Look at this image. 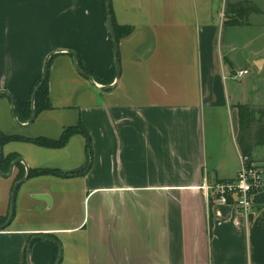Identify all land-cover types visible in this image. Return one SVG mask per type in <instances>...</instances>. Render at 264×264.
Masks as SVG:
<instances>
[{"label":"crops","instance_id":"obj_1","mask_svg":"<svg viewBox=\"0 0 264 264\" xmlns=\"http://www.w3.org/2000/svg\"><path fill=\"white\" fill-rule=\"evenodd\" d=\"M108 1L117 80L106 0H0V132L58 139L81 123L92 148L80 174L79 133L60 148L1 146L2 157L22 162L10 176L0 173V217L9 214L20 172L62 175L19 185L0 230V264H54L59 248V264H264V187L247 214L200 189L237 175V105L264 108V53H246L247 40L240 63L233 31L225 41L226 30L252 25L249 17L246 25L223 24L226 2L242 0ZM68 50L102 83L80 74ZM51 52V108L19 124L10 96L31 99ZM240 69L248 73L236 78ZM250 155L264 172V144Z\"/></svg>","mask_w":264,"mask_h":264},{"label":"trees","instance_id":"obj_2","mask_svg":"<svg viewBox=\"0 0 264 264\" xmlns=\"http://www.w3.org/2000/svg\"><path fill=\"white\" fill-rule=\"evenodd\" d=\"M106 13H107V17H109L111 21L112 27L115 28L112 13L110 10L109 1H108V11H106ZM253 13L254 14L261 13V10L256 5H254L253 3L249 1H246V0L239 1L237 3L226 2L225 12H224L225 19L223 20V24L225 26L246 25L248 23L249 15ZM52 56L49 57L48 62H47L45 80L40 86V88L35 93L33 107H34L36 114H38L42 110L51 108V104L49 102V96H48V72H49V65H50V60ZM117 62H118V59H117ZM77 66L81 70L85 71L87 74L91 75L94 81L102 83L99 77L85 70L78 55H77ZM113 68H114V74H115L116 73L115 65H113ZM41 78L42 76L40 75L35 80V83L31 89V95L35 87L40 83ZM0 95H2V93H0ZM14 107H15L17 120L19 122L25 123L31 116V101L29 100L26 102H19L15 100ZM237 111H238V123H239V133H238L237 141L241 149V154L248 155L251 157L250 150L252 148V145L257 146V145L264 144V122H262L264 119V109L256 110L254 108H251L248 105H237ZM251 129H253L254 131L251 132ZM76 133L83 135L85 138L86 165L80 171V174H84L90 167V164L92 161V148H91L90 136L81 123H78L74 126L66 127L62 131L58 139H48L44 137L29 138V137H22L18 135H4L0 132V145L2 146L6 142H10V141H25V142L35 143V144H38L44 147L60 148V147H63L67 143L71 135L76 134ZM251 134L253 136H251ZM15 159H17V157L13 155L5 157V158L2 157L1 165H0L1 172L8 173L10 164ZM19 165L20 164H17V166ZM40 174L62 175L58 171L50 170V169H35V170L28 171V176H36ZM73 174L75 173H71L67 175H73ZM23 177H24L23 173L20 172L16 176L14 183ZM8 215L5 217H0V225H2L6 221Z\"/></svg>","mask_w":264,"mask_h":264},{"label":"built area","instance_id":"obj_3","mask_svg":"<svg viewBox=\"0 0 264 264\" xmlns=\"http://www.w3.org/2000/svg\"><path fill=\"white\" fill-rule=\"evenodd\" d=\"M247 69L236 71L235 77L247 74ZM264 187V172L248 155L240 156V170L233 179L203 182L200 189L206 198L211 197L219 205L232 204L243 214L252 210V197Z\"/></svg>","mask_w":264,"mask_h":264},{"label":"water","instance_id":"obj_4","mask_svg":"<svg viewBox=\"0 0 264 264\" xmlns=\"http://www.w3.org/2000/svg\"><path fill=\"white\" fill-rule=\"evenodd\" d=\"M106 11H108V0H106ZM107 24H108V28H109V31L111 33V37L113 39V49H114V65L116 67V76H115V79L117 80L118 78V75H119V68H118V62H117V42L115 40V37L113 35V32H112V25H111V21L109 19V17H107ZM74 59V63H75V67L77 69V71L82 74L83 76H85L86 78H88L90 81H93V78L92 76H90L89 74H87L85 71L81 70L78 66H77V55L74 51L72 50H68L67 51ZM53 54V52H51L47 58L45 59V62H44V65H43V70H42V78H41V81L40 83L35 87L32 95H31V116L30 118L23 124L24 126H28L30 123L33 122V120L35 119V116H36V113H35V110H34V107H33V103H34V99H35V93L36 91L40 88V86L42 85V83L44 82L45 80V76H46V68H47V62H48V59L49 57ZM110 86H107V88H109ZM4 92V91H2ZM8 94V93H6ZM10 99H11V110H12V114L13 116L15 117L16 121L21 124L17 118H16V112H15V107H14V99L10 96ZM1 160H2V150H1V145H0V165H1ZM22 162V159L21 158H17L15 159L14 161L11 162L10 164V168H9V171L8 173L6 174L7 176H10L13 172V169L14 167L18 164V163H21ZM0 173L3 174L1 172V169H0ZM28 178V171H26L25 175L23 178H21L20 180L16 181L13 186H12V189H11V196H10V207H9V215L6 219V221L0 225V230L1 229H4L5 227H7L11 221V218H12V215H13V211H14V202H15V196H16V191H17V188L19 187L20 184H22L26 179ZM34 239H30L29 240V243L27 245V252L29 251V247H30V244L32 243ZM61 258V250L59 248V252H58V256L56 258V261L54 264H59V260Z\"/></svg>","mask_w":264,"mask_h":264},{"label":"rangeland","instance_id":"obj_5","mask_svg":"<svg viewBox=\"0 0 264 264\" xmlns=\"http://www.w3.org/2000/svg\"><path fill=\"white\" fill-rule=\"evenodd\" d=\"M242 1H245V0H242ZM246 1H249L253 3L254 5H256L257 7L264 9V0H246ZM249 19L252 21V25L244 27L239 30H229L228 29L225 31V41H226V34L231 33L230 31H233L231 34H229V36L231 37L232 41L235 42V44L237 45V50L236 52L234 51V53L235 55H237L240 63L242 62L241 46L244 44V42L246 43L247 40H249V43H248V48L245 51L246 53L248 52L249 53H264V18H262V16L253 14L249 16ZM262 20L263 22H258V23L256 22V21H262ZM250 71L252 73V74L250 73V75L254 76V74L257 71V67L251 64ZM259 85L261 84L259 83ZM253 131L254 130L251 129V132ZM224 142L225 141L223 140V143ZM253 163L256 166L261 167V165L255 162L254 160H253ZM239 170H240V162H239L238 171Z\"/></svg>","mask_w":264,"mask_h":264}]
</instances>
